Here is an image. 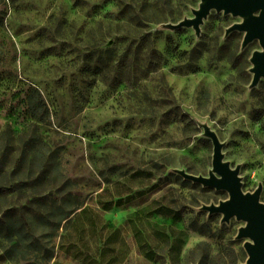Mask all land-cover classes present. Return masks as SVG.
Here are the masks:
<instances>
[{
  "label": "rangeland",
  "instance_id": "obj_1",
  "mask_svg": "<svg viewBox=\"0 0 264 264\" xmlns=\"http://www.w3.org/2000/svg\"><path fill=\"white\" fill-rule=\"evenodd\" d=\"M200 0H0V264H246L204 205L213 143L262 187L264 77L240 16Z\"/></svg>",
  "mask_w": 264,
  "mask_h": 264
},
{
  "label": "water",
  "instance_id": "obj_2",
  "mask_svg": "<svg viewBox=\"0 0 264 264\" xmlns=\"http://www.w3.org/2000/svg\"><path fill=\"white\" fill-rule=\"evenodd\" d=\"M198 9L193 11V16L180 20L176 24H170L174 29L183 26L193 27L199 33L200 24L207 16L210 9L231 13L240 16L241 22L232 24L227 33L233 30L244 31L242 46L258 39L261 50L253 51L251 55V72L253 78L251 85L258 83L264 77V0H200ZM204 133L213 143L212 169L208 176L195 175L184 170L179 174L193 182L201 183L204 186L214 187L217 190H226L228 198L218 204L202 206L210 213L221 212L223 221H228L232 216L244 220L245 226L240 227L237 237H247L250 240L244 243L248 253L246 264H264V202L260 201L262 187L259 185L253 192H243L241 188L239 169L231 168L229 163L223 160L222 143L217 134L205 126Z\"/></svg>",
  "mask_w": 264,
  "mask_h": 264
},
{
  "label": "crops",
  "instance_id": "obj_3",
  "mask_svg": "<svg viewBox=\"0 0 264 264\" xmlns=\"http://www.w3.org/2000/svg\"><path fill=\"white\" fill-rule=\"evenodd\" d=\"M125 260H126V256H121V261L120 262L118 261L117 264H123Z\"/></svg>",
  "mask_w": 264,
  "mask_h": 264
}]
</instances>
